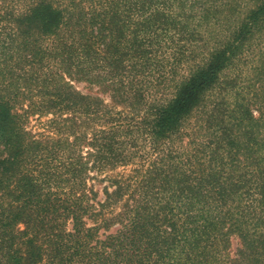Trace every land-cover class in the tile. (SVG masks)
Instances as JSON below:
<instances>
[{"label": "trees", "instance_id": "trees-1", "mask_svg": "<svg viewBox=\"0 0 264 264\" xmlns=\"http://www.w3.org/2000/svg\"><path fill=\"white\" fill-rule=\"evenodd\" d=\"M0 264H264V0H0Z\"/></svg>", "mask_w": 264, "mask_h": 264}, {"label": "rangeland", "instance_id": "rangeland-1", "mask_svg": "<svg viewBox=\"0 0 264 264\" xmlns=\"http://www.w3.org/2000/svg\"><path fill=\"white\" fill-rule=\"evenodd\" d=\"M76 86H77L78 89H82V84L81 83H77ZM44 119L45 118H42L40 121L42 122V121H44ZM31 125H33L34 127L40 126V124L38 125V123L35 122V120L31 121ZM96 186L99 187V188L101 187V185H98V184H96Z\"/></svg>", "mask_w": 264, "mask_h": 264}]
</instances>
